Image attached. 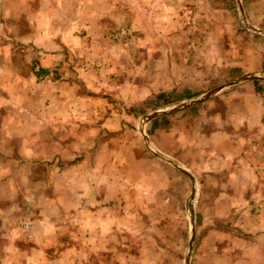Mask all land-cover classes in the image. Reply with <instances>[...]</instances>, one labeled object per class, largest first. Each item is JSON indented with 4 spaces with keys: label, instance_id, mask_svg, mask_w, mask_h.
I'll use <instances>...</instances> for the list:
<instances>
[{
    "label": "rangeland",
    "instance_id": "obj_1",
    "mask_svg": "<svg viewBox=\"0 0 264 264\" xmlns=\"http://www.w3.org/2000/svg\"><path fill=\"white\" fill-rule=\"evenodd\" d=\"M49 5L82 16L104 8L105 18L95 20L100 33L88 37L97 42L96 53L84 52L86 24L73 18L71 28L82 41L63 54L64 65L40 72L41 54L51 51L39 50L32 28L38 23L44 40L55 37L57 29H48L53 24L70 21L50 18ZM263 33L264 0H0V259L15 264L20 250L36 252L24 264H183L193 233L188 264H199L203 238H253L264 222V80L226 86L264 77ZM64 81L74 91L70 107L85 105L80 96H97L130 121L92 137L94 123L72 113L57 116L50 130L33 110L66 106V99L47 98L52 84ZM218 88L197 104L154 118L163 120L155 127L147 121L146 147L139 133L144 116ZM96 140L122 144L127 159L119 152L112 165L109 148L90 146ZM232 147L240 161L228 169L239 175L227 178L225 166L211 172L212 161L232 155ZM96 155L102 172L113 173L121 188L100 203L104 210L93 205L89 214L72 216L66 208L77 202L65 191L70 166L93 167ZM161 173L169 177L167 191L143 192L144 181L159 182Z\"/></svg>",
    "mask_w": 264,
    "mask_h": 264
},
{
    "label": "crops",
    "instance_id": "obj_2",
    "mask_svg": "<svg viewBox=\"0 0 264 264\" xmlns=\"http://www.w3.org/2000/svg\"><path fill=\"white\" fill-rule=\"evenodd\" d=\"M67 1L68 0H64V2H67ZM48 8H49V13H50L49 14L50 18H55L58 20L64 19V21L65 20H70V21H67L66 25L61 24L59 26H54L53 24L52 27L48 29L54 30V31L57 29L55 31L56 33H54L55 37L44 39V40H41V38H39L40 37V30H39L40 25H38V23L35 24V27H38L37 28V30L39 31L38 35H36L35 27L32 28L33 37L35 38L33 39L35 40V42H37V40L39 41L38 42L39 50L40 51L41 50L51 51L48 54L40 53L41 56L44 57L43 59L42 58L39 59L40 72H44L45 68H47L48 65L49 66L51 65L54 66V65H59V64L64 65L62 64L65 58L63 54L66 53L67 51H72L73 49L72 47L80 43V41H82L80 40L78 34L76 36V34L74 33L75 30L71 28L72 21H74L75 19L79 20V24L83 23L82 20L86 24V26L85 25L83 26L84 27L83 35L86 38V41L88 42V44H86L88 45V47L84 49V52H86L87 55L90 54L89 52L96 53L97 42H95L96 43L95 46H92V44H95V43H91L92 41L89 42L88 37H91L94 34L97 35L98 33H100L98 30L99 28H96L95 26V22H96L95 20L105 18L104 16L105 11L103 10L104 8L102 9L95 8V9L87 10L83 16L81 14L82 12H80L79 10L74 11L71 9V11L66 12L64 7L62 6H58L55 9H53L52 6L49 5ZM33 11H34L32 14L33 17L35 19L41 20L42 18L40 14L41 12L35 9ZM50 34L51 32H49V35ZM81 35H82V32H81ZM101 35H103V32L99 36ZM43 41L45 42V45H43ZM62 86L63 88H61ZM51 87H52L50 88L51 93H48L47 98L50 100H53L54 102H56L57 100L59 102L62 99H66L65 102L67 105L61 106V107L59 106L41 107V108H36L35 110H33L34 114L43 115L44 121L47 122L45 123V125L47 128H50V130L54 128V125L56 126L57 116H59V118H61V116H64L65 118H67L72 113H74L78 117L84 116L85 118H89L94 123L93 124L94 128L89 129L92 133V137L97 135V132H99L101 129H105L106 131L121 130L122 128L125 127L122 121H125V122L130 121V119L127 117V115L123 111H119V109L117 110L112 109L108 106L103 105V99L97 96H94V97L93 96H90V97L80 96L78 97V102L80 101L83 102L82 101L83 99L84 100L83 103L85 105L70 107L69 104H74L73 97H72V94H73L72 92L74 91H73V87L71 86L70 82H66V81L59 82L56 84H52ZM58 87L60 88V90H63V91L57 93ZM67 100L71 101L72 103L69 101L67 102ZM129 116L132 117L133 115L130 114ZM161 120L160 118L159 120L153 119L150 122H148L147 125L150 128L155 127L154 125L156 123H159ZM65 122L67 121L65 120ZM239 125H243V123L236 124L234 126L231 125V129H236L238 127L241 128V126ZM244 126L248 127L247 124H245ZM216 135L220 137L221 139H223L225 136L223 132L220 133V131L219 132L217 131V133L214 136ZM93 139L89 138V140H93ZM86 144L84 143L83 145H86ZM77 145L79 146L80 144H77ZM93 145H95L96 147H106V148H109V150L111 148V151L107 150V152L111 153L110 157L111 155H112V158L115 157L114 159H112V162L111 160H109L112 165L113 163L115 164V162H117L115 161V159L118 157L116 155L119 152L122 157L125 156L127 159L128 150L125 146L123 148L122 144L113 148L112 143H110L109 145L108 143H99L96 140L90 144V146H93ZM66 146H73V143L68 142ZM115 148H118V149H115ZM233 149L234 148L232 147V155H225L223 159L217 158L215 159V162L212 161V167L215 169L211 170V172H214L215 174L219 173V172H216V168L220 166H225L226 172H227V175H226L227 178H233L234 175L235 176L239 175L238 171L234 170V168L237 169L236 165L238 161L240 160L236 159V156L233 155V151H234ZM95 159H96V163L94 164L93 167H90V165H87V167H85L83 164V168L79 171H77L79 168L76 169V168H73V166H70V169L72 170H70L71 172L69 174H72V175L69 176V179H68L69 182L65 186V191L68 194H70V200L72 202L73 200L77 202L76 207H73V205H71L69 206V208H66L70 212H73L72 216H74V213H76V216L79 213H81V215L84 216V213L86 212V210L89 214V211H90L89 207L90 206L93 207V205H96V207L98 206V208L100 207L101 209V206H103V204L101 205L100 203H104V200L109 201L115 198V196L117 195L116 189L121 188L116 182H114V179L116 178L113 173L111 172L106 173V171L102 172V167H100L99 162H98L99 160L98 155L95 156ZM240 159L241 161L243 160L242 158ZM120 161L122 162V159ZM233 162L235 163V166H232L234 168L228 169V167L231 166ZM242 163L244 164L245 162L242 161ZM143 173L144 172H141L139 173V175ZM243 173H241V175H243ZM168 179L169 177L165 173L160 174L159 182L154 183L153 180H151V178H148L149 182L147 183L144 181L142 185L146 188L143 192H145L146 194L150 196L153 194L150 192V190L156 191L157 189L162 192L167 191L169 187ZM249 179L250 178H248V180ZM135 186H141V185L136 183ZM226 193L227 192L225 191V194ZM149 205L150 204L148 205L146 204L148 208L149 207L151 208V206ZM101 210H104V207ZM111 221H112V224L115 225V220L113 218H111ZM256 225H257V228L254 230L253 238H241V239H238V238H203L202 242H204V244L200 245L199 248L197 249L196 259H198V263L199 264H264V232H260V234H258L259 232L255 233L256 231H260L258 229L259 227H262L264 229V222L263 221L258 222ZM224 240H227L226 244L224 243ZM35 253L33 252L26 253L25 251L16 250L15 254L17 256V259H20V260H17L15 264H24L23 260L28 261V259ZM231 254H233V256H236L237 258L234 259L233 261H230V260L226 262L221 261L222 258L224 259V257L230 256ZM7 258L8 257L6 256L4 259L3 258L0 259V264H4V261H5V264H8L6 261Z\"/></svg>",
    "mask_w": 264,
    "mask_h": 264
},
{
    "label": "water",
    "instance_id": "obj_3",
    "mask_svg": "<svg viewBox=\"0 0 264 264\" xmlns=\"http://www.w3.org/2000/svg\"><path fill=\"white\" fill-rule=\"evenodd\" d=\"M264 34V33H263ZM257 79H261V80H264V77H258V76H249V77H245L241 80H237V81H234L230 84H228L226 87L228 86H233L235 84H237L238 82L240 81H244V80H257ZM220 88L214 90V91H210V92H207L206 94L198 97V98H195L193 100H190L189 102H186V103H182L178 106H175V107H171L169 108L168 110H164V111H155V112H152L146 116H144L142 118V120L140 121V124H139V133L140 135L142 136L144 142H145V145L146 147H148V142L146 141V138L142 135V126L149 120L151 119H154L156 117H159V116H164V115H167V114H171V113H175V112H178L180 110H183L187 107H190L194 104H197L198 102L208 98L209 96H211L212 94H214L216 91H218ZM152 155L155 156L156 158L166 162L167 164H170L171 166H173L175 169H177L180 173H182L183 175H185L187 178H189V180L192 181V178L190 177V175H188V173L183 170L182 168H180L176 163H173L172 161L166 159L165 157L161 156L160 154L158 153H155V152H152ZM190 196H189V200H192L193 197H194V190L192 189L191 192H190ZM192 240H193V233L190 234V238L188 240V252L187 254L185 255L184 257V260H183V264H188V260H189V251H190V247H191V244H192Z\"/></svg>",
    "mask_w": 264,
    "mask_h": 264
}]
</instances>
